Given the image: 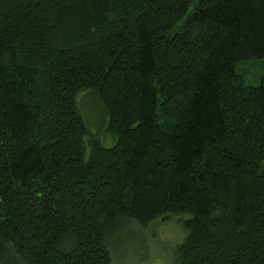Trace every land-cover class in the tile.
I'll return each instance as SVG.
<instances>
[{"label": "trees", "instance_id": "obj_1", "mask_svg": "<svg viewBox=\"0 0 264 264\" xmlns=\"http://www.w3.org/2000/svg\"><path fill=\"white\" fill-rule=\"evenodd\" d=\"M258 58L264 0H0V264H110L171 213L173 264H264Z\"/></svg>", "mask_w": 264, "mask_h": 264}, {"label": "rangeland", "instance_id": "obj_2", "mask_svg": "<svg viewBox=\"0 0 264 264\" xmlns=\"http://www.w3.org/2000/svg\"><path fill=\"white\" fill-rule=\"evenodd\" d=\"M236 71L246 84L257 85L264 76V58L241 61ZM77 98L91 136L111 142L113 135L105 128L106 116L100 104L86 91L79 92ZM182 218V214L171 213L144 225L129 223L121 236L111 237L110 264H173L174 251L186 234Z\"/></svg>", "mask_w": 264, "mask_h": 264}]
</instances>
